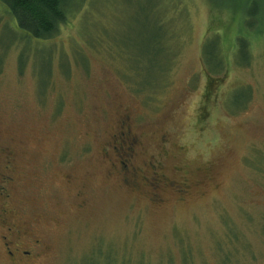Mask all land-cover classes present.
I'll return each instance as SVG.
<instances>
[{
    "label": "rangeland",
    "instance_id": "374dc122",
    "mask_svg": "<svg viewBox=\"0 0 264 264\" xmlns=\"http://www.w3.org/2000/svg\"><path fill=\"white\" fill-rule=\"evenodd\" d=\"M66 10L42 40L0 2V264L12 223L32 264H264V0Z\"/></svg>",
    "mask_w": 264,
    "mask_h": 264
},
{
    "label": "trees",
    "instance_id": "16d2710c",
    "mask_svg": "<svg viewBox=\"0 0 264 264\" xmlns=\"http://www.w3.org/2000/svg\"><path fill=\"white\" fill-rule=\"evenodd\" d=\"M69 0H0L6 7L9 13L14 18L18 28L35 39L46 40L53 36L57 27L67 20L66 6ZM239 44L243 47L246 40L239 38ZM206 51V49H205ZM218 63H223V58L220 56L217 59ZM207 63V60H206ZM162 75L149 76L148 86H140L143 81V76L136 75L140 78L138 85L141 89H152L162 81ZM145 83V78H144Z\"/></svg>",
    "mask_w": 264,
    "mask_h": 264
},
{
    "label": "flooded vegetation",
    "instance_id": "af4514ba",
    "mask_svg": "<svg viewBox=\"0 0 264 264\" xmlns=\"http://www.w3.org/2000/svg\"><path fill=\"white\" fill-rule=\"evenodd\" d=\"M126 133V134H125ZM119 141L121 144V150L120 153L122 156H125L128 158L130 161L131 155L133 154V148L134 145L136 144V139L135 137L131 134V131L129 129L125 130V132L121 131L120 132ZM111 145V150L113 152V136H112V143ZM116 150H120L116 145L114 147ZM11 155H8V157ZM121 157V156H120ZM9 165H12V162H8ZM119 165L121 166L123 172L128 176V175H136V170L135 168H128V163L125 160H119ZM6 168L9 170V166H6ZM10 173V174H9ZM1 177V184H7L11 183L14 180V177L11 172H5L0 175ZM126 179V178H125ZM127 180L128 177H127ZM149 186L155 188L158 184L159 181L157 178H154L152 180L147 179ZM158 181V182H157ZM170 186L175 188V191L179 194H182L184 192V189L181 188L179 185H175L174 182H168ZM156 185V186H155ZM0 194L1 196H4L5 199H8L9 194L6 193V190L4 188V185L0 186ZM7 211H3V215H6ZM18 226L14 223L8 225L6 227L7 234L2 236V244L5 249V252L7 253L8 258L12 261L13 264H32L34 260L37 257V254H35L31 249V244H29L28 240H24L26 238L21 236L20 230L17 228ZM34 244L36 246L39 244V240L34 241Z\"/></svg>",
    "mask_w": 264,
    "mask_h": 264
}]
</instances>
